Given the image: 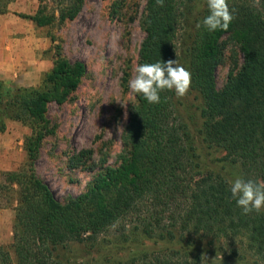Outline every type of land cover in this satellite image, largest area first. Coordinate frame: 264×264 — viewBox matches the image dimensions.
<instances>
[{"label": "trees", "instance_id": "trees-1", "mask_svg": "<svg viewBox=\"0 0 264 264\" xmlns=\"http://www.w3.org/2000/svg\"><path fill=\"white\" fill-rule=\"evenodd\" d=\"M11 1L0 0V14ZM38 1L33 14L18 16L48 28L75 19L85 0ZM228 2L235 19L226 31L209 32L196 27L209 14L206 0H164V7L146 0L139 64L178 59L192 76L185 96L197 103L183 109L181 98L164 90L161 102L150 104L136 93L119 164L104 166L64 203L34 163L52 129L48 105L70 99L85 63L69 60L57 45L39 86L0 79V133L10 120L31 130L26 162L0 181V196L16 202L15 260L0 246V264H264V211L243 214L225 175L264 181V0ZM228 43L238 46L243 62L219 89L215 71ZM218 152L224 155L214 157ZM92 157L90 149L74 151L68 165ZM112 231L122 245L110 246ZM145 243L159 247L147 252ZM137 246L143 248L131 254Z\"/></svg>", "mask_w": 264, "mask_h": 264}, {"label": "rangeland", "instance_id": "rangeland-1", "mask_svg": "<svg viewBox=\"0 0 264 264\" xmlns=\"http://www.w3.org/2000/svg\"><path fill=\"white\" fill-rule=\"evenodd\" d=\"M38 4V0H12L8 11L0 14V33L9 32L4 35L6 45L10 41L16 44L14 52L5 49L8 55H4L3 61L5 70L13 75L6 81L22 87L41 84L53 65L57 45L63 56L86 65V74L70 99L60 105H48L46 116L52 129L34 163L38 177L64 203L84 192L104 166L114 167L120 162L122 135L135 103L136 93L129 88V80L134 78L139 65V51L145 36L141 19L146 13V0H85L75 19L48 28L37 27L18 16L33 14ZM3 18H6L4 22ZM242 62L238 46L228 43L224 61L215 71L219 89L230 73L238 72ZM180 98L183 109L197 103L194 95ZM30 133L28 127L13 120L0 133V181L5 172L17 170L26 162L24 140ZM84 149L93 151L91 161L69 167V157L74 151ZM223 155L218 152L214 157ZM225 175L231 182L237 172ZM15 205L13 198L0 196V246L8 250L13 242ZM108 236L113 242L111 247L122 245L119 233L112 231ZM145 246L151 248L147 252L159 247L151 243ZM142 248L137 246L131 254ZM9 251L15 260L14 253ZM126 256V251L117 254L122 261Z\"/></svg>", "mask_w": 264, "mask_h": 264}, {"label": "clouds", "instance_id": "clouds-1", "mask_svg": "<svg viewBox=\"0 0 264 264\" xmlns=\"http://www.w3.org/2000/svg\"><path fill=\"white\" fill-rule=\"evenodd\" d=\"M209 14L197 23L196 27H205L209 32L226 31L235 19V9L228 0H206ZM156 6L164 7V0H156ZM136 75L129 80V88L150 104L161 102L160 93L174 91L177 97L185 96L192 83L191 71L178 59L139 64ZM231 197L236 201L243 214L264 211V181H254L237 176L230 182Z\"/></svg>", "mask_w": 264, "mask_h": 264}, {"label": "crops", "instance_id": "crops-1", "mask_svg": "<svg viewBox=\"0 0 264 264\" xmlns=\"http://www.w3.org/2000/svg\"><path fill=\"white\" fill-rule=\"evenodd\" d=\"M3 17V15H1ZM6 20V18H3V22ZM5 33L8 35L9 32L5 31ZM4 32L0 33V79L2 80H7V79H12L13 75L11 72L6 71L4 68V61H3V57L4 55H8V53L5 51V49H11L13 52L15 51L14 48L16 46V44L14 45V42L10 41L9 43H7L6 45V39L4 37L5 35Z\"/></svg>", "mask_w": 264, "mask_h": 264}]
</instances>
